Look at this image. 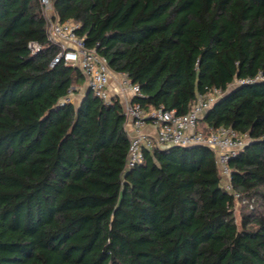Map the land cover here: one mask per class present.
<instances>
[{"label":"trees","instance_id":"16d2710c","mask_svg":"<svg viewBox=\"0 0 264 264\" xmlns=\"http://www.w3.org/2000/svg\"><path fill=\"white\" fill-rule=\"evenodd\" d=\"M51 2L147 113L223 91L200 128L249 137L229 161L239 198L207 147L145 150L127 170L119 97L75 105L85 78L51 66L40 0H0V264H264V0Z\"/></svg>","mask_w":264,"mask_h":264},{"label":"built area","instance_id":"2783aa9c","mask_svg":"<svg viewBox=\"0 0 264 264\" xmlns=\"http://www.w3.org/2000/svg\"><path fill=\"white\" fill-rule=\"evenodd\" d=\"M42 12L47 22V39L59 49L58 55L53 59L51 66L63 62L69 66L78 67L85 78L86 89L93 92L106 102H110L112 95L109 91L111 69L105 57L96 49L86 47L84 39L79 37L77 30L80 25L73 20L61 22L53 8L51 0H40ZM33 53L40 51V45L30 44ZM121 76L120 90L129 89L132 99L126 101L123 106L126 116L125 129L130 138V147L127 156L126 168L130 170L145 163V150L167 147H207L215 153L216 162L222 176V185L231 191L238 199L231 183L230 159L242 150L248 143L247 135H239L232 128H210L207 132L200 128V120L223 96V91L217 87L208 88L206 92L199 94L191 109L183 115L176 111H164L159 109L153 113H147L140 104L133 102L135 96H140V87L133 84L128 76ZM262 79L258 75L255 79L246 81L236 80L234 85L253 84ZM64 101H68L65 99ZM150 122L156 127V135L145 132V127ZM246 202V201H245Z\"/></svg>","mask_w":264,"mask_h":264},{"label":"crops","instance_id":"0c3cea01","mask_svg":"<svg viewBox=\"0 0 264 264\" xmlns=\"http://www.w3.org/2000/svg\"><path fill=\"white\" fill-rule=\"evenodd\" d=\"M120 83H121V76L119 73L113 72L111 71L110 74V85H109V91L112 95V97H119L122 105L124 106V104L126 103V101L131 100L132 99V94L129 91V89H124L123 91L120 90ZM86 90V87H85ZM84 95V92H83ZM201 127V124H200ZM145 132L150 134V135H156V127L153 124H148L145 127Z\"/></svg>","mask_w":264,"mask_h":264},{"label":"rangeland","instance_id":"374dc122","mask_svg":"<svg viewBox=\"0 0 264 264\" xmlns=\"http://www.w3.org/2000/svg\"><path fill=\"white\" fill-rule=\"evenodd\" d=\"M85 91V87L80 88L78 91V94L72 95V101L75 105H78L83 97V92ZM245 201H237L235 205V216L237 218V221L240 220V214L243 211H246V208H244Z\"/></svg>","mask_w":264,"mask_h":264},{"label":"water","instance_id":"95a60500","mask_svg":"<svg viewBox=\"0 0 264 264\" xmlns=\"http://www.w3.org/2000/svg\"><path fill=\"white\" fill-rule=\"evenodd\" d=\"M88 92H90V90H89V89H86V94H87ZM193 147H196V146H193Z\"/></svg>","mask_w":264,"mask_h":264}]
</instances>
